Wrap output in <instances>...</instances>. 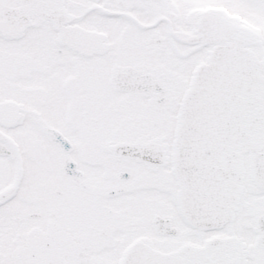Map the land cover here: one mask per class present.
<instances>
[{"label": "snow or ice", "instance_id": "1", "mask_svg": "<svg viewBox=\"0 0 264 264\" xmlns=\"http://www.w3.org/2000/svg\"><path fill=\"white\" fill-rule=\"evenodd\" d=\"M0 264H264V0H0Z\"/></svg>", "mask_w": 264, "mask_h": 264}]
</instances>
